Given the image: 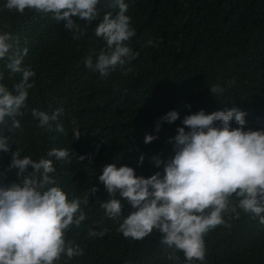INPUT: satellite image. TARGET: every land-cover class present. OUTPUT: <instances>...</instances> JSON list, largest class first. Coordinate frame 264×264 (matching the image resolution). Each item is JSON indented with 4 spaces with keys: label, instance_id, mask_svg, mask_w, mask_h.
<instances>
[{
    "label": "trees",
    "instance_id": "1",
    "mask_svg": "<svg viewBox=\"0 0 264 264\" xmlns=\"http://www.w3.org/2000/svg\"><path fill=\"white\" fill-rule=\"evenodd\" d=\"M259 67L264 0H0V264H264Z\"/></svg>",
    "mask_w": 264,
    "mask_h": 264
},
{
    "label": "rangeland",
    "instance_id": "2",
    "mask_svg": "<svg viewBox=\"0 0 264 264\" xmlns=\"http://www.w3.org/2000/svg\"><path fill=\"white\" fill-rule=\"evenodd\" d=\"M247 71H249V72H254L255 69H254V68H248ZM258 71H259V72H264V68L259 67V68H258ZM232 106H233V108H235V109H234L235 111L237 110L236 107H239L237 104H234V103L232 104Z\"/></svg>",
    "mask_w": 264,
    "mask_h": 264
}]
</instances>
